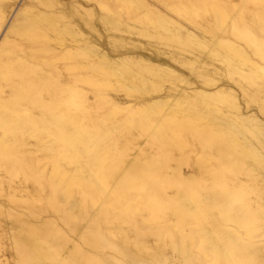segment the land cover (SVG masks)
Returning <instances> with one entry per match:
<instances>
[{
	"label": "bare ground",
	"instance_id": "bare-ground-1",
	"mask_svg": "<svg viewBox=\"0 0 264 264\" xmlns=\"http://www.w3.org/2000/svg\"><path fill=\"white\" fill-rule=\"evenodd\" d=\"M262 31L264 0H0V264H264Z\"/></svg>",
	"mask_w": 264,
	"mask_h": 264
},
{
	"label": "rangeland",
	"instance_id": "rangeland-1",
	"mask_svg": "<svg viewBox=\"0 0 264 264\" xmlns=\"http://www.w3.org/2000/svg\"><path fill=\"white\" fill-rule=\"evenodd\" d=\"M20 3H21V2H18V4H17L16 7H19ZM206 16H207V13H206L205 11H204V12H202V11H198L197 16H195V20H201V19H204ZM257 33H258L260 36L264 37V31H262V32H257ZM220 66H221V65H220ZM251 108H256V106H254V104H252ZM42 204H44V203H37L36 205H42ZM90 206H91V204H90ZM90 206H88V207L91 208ZM25 218H26V217H25ZM124 226H125V225H124ZM147 238H148V239H151V240L154 239L153 236H147ZM152 242H154V241H152ZM155 244H156V243H155Z\"/></svg>",
	"mask_w": 264,
	"mask_h": 264
}]
</instances>
